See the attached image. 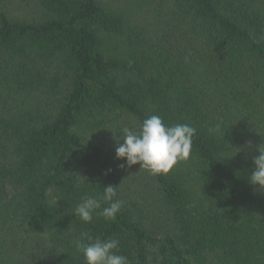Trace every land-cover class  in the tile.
Listing matches in <instances>:
<instances>
[{
  "label": "trees",
  "instance_id": "obj_1",
  "mask_svg": "<svg viewBox=\"0 0 264 264\" xmlns=\"http://www.w3.org/2000/svg\"><path fill=\"white\" fill-rule=\"evenodd\" d=\"M146 1L153 32L102 0H36L24 18L0 0V264H84L82 232L118 239L130 264H264V193L248 181L264 0ZM152 115L196 129L167 175L116 158L122 129ZM108 185L117 217L81 221L76 205Z\"/></svg>",
  "mask_w": 264,
  "mask_h": 264
},
{
  "label": "clouds",
  "instance_id": "obj_2",
  "mask_svg": "<svg viewBox=\"0 0 264 264\" xmlns=\"http://www.w3.org/2000/svg\"><path fill=\"white\" fill-rule=\"evenodd\" d=\"M209 131L219 132L220 129L217 126ZM122 132V143L115 148L116 158L126 161L129 168L139 165L141 171L159 176L169 174L180 162L189 160L196 129L187 123L168 126L160 116L152 115L143 120L138 131L125 127ZM258 152L248 181L254 189L264 193V144L259 146ZM83 179L77 175L74 186L79 187ZM116 190L108 185L98 195H85L76 205L75 215L85 223L93 221L94 212L106 220H114L122 207L121 202L115 199ZM77 247L84 256V264H130L127 256L119 254L120 241L116 238L105 240L97 236L94 239L82 232Z\"/></svg>",
  "mask_w": 264,
  "mask_h": 264
},
{
  "label": "rangeland",
  "instance_id": "obj_3",
  "mask_svg": "<svg viewBox=\"0 0 264 264\" xmlns=\"http://www.w3.org/2000/svg\"><path fill=\"white\" fill-rule=\"evenodd\" d=\"M8 12L15 18L31 17L37 14L36 0H4ZM129 14L135 24L150 31L158 30L160 24L153 14V6L146 0H102ZM147 3V4H146Z\"/></svg>",
  "mask_w": 264,
  "mask_h": 264
}]
</instances>
